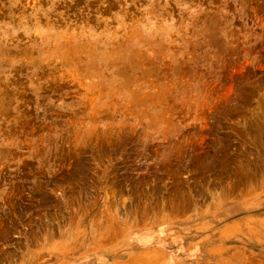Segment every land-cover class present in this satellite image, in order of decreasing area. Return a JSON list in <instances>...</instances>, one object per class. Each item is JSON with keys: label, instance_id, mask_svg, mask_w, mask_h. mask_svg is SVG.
<instances>
[{"label": "rangeland", "instance_id": "obj_1", "mask_svg": "<svg viewBox=\"0 0 264 264\" xmlns=\"http://www.w3.org/2000/svg\"><path fill=\"white\" fill-rule=\"evenodd\" d=\"M0 264H264V0H0Z\"/></svg>", "mask_w": 264, "mask_h": 264}, {"label": "crops", "instance_id": "obj_2", "mask_svg": "<svg viewBox=\"0 0 264 264\" xmlns=\"http://www.w3.org/2000/svg\"><path fill=\"white\" fill-rule=\"evenodd\" d=\"M157 257V256H154V258Z\"/></svg>", "mask_w": 264, "mask_h": 264}]
</instances>
